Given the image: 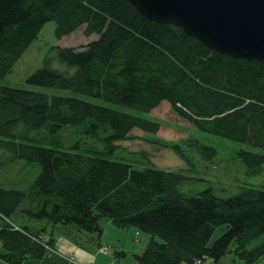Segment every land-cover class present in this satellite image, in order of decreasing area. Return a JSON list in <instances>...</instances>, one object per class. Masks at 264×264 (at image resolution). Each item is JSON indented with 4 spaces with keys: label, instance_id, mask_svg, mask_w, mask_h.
I'll list each match as a JSON object with an SVG mask.
<instances>
[{
    "label": "trees",
    "instance_id": "trees-1",
    "mask_svg": "<svg viewBox=\"0 0 264 264\" xmlns=\"http://www.w3.org/2000/svg\"><path fill=\"white\" fill-rule=\"evenodd\" d=\"M49 21L55 22L58 38L80 28L85 36L97 37L81 47L53 46L27 78L69 95L0 84V150L9 153L8 162L40 166L27 190L0 185V259L21 264L47 252L36 239L38 231L12 222L10 216L18 211L98 236L100 220L106 218L159 237L134 254L139 264H203L208 258L218 264L232 244L243 264L262 258L264 241L248 245L264 233V189L243 186L220 197L208 188L184 196L182 173L134 168L95 149L60 146L67 125L87 136L100 135L109 151L116 142L133 138L136 129L156 133L159 122L131 110L149 113L166 101L195 128L247 145L234 156L247 165L248 174H259L264 165V61L214 51L180 26L144 16L129 0H0V78ZM56 61L64 69L54 67ZM160 143L190 161L178 142ZM197 149L207 159L216 155L212 146ZM220 226L223 232L209 245ZM51 236L49 245L55 243Z\"/></svg>",
    "mask_w": 264,
    "mask_h": 264
},
{
    "label": "rangeland",
    "instance_id": "rangeland-1",
    "mask_svg": "<svg viewBox=\"0 0 264 264\" xmlns=\"http://www.w3.org/2000/svg\"><path fill=\"white\" fill-rule=\"evenodd\" d=\"M55 27L56 24L54 21H49L42 27L37 37L18 59L12 71L0 78L1 85L45 92L50 95L71 94L68 90L33 85L27 81V78L42 65L44 58L53 46L81 47L96 38V35H93V37L92 35L86 37L82 32V28L77 29L69 35L58 38L55 35ZM53 66L64 69L63 65L59 64L57 61L53 63ZM82 98L92 102H104L90 96L82 95ZM131 111L149 120L159 122V131L151 133L136 129L131 132V135L134 136L133 138L116 142L114 149L109 151L100 135L87 136L82 133L80 127L67 125L61 130L60 147L73 151H84L89 148L95 149V154L97 155L106 159L128 163L134 168L156 167L182 173L185 178L179 186V191L184 196L195 195L208 188H210L215 195L220 197L233 195L243 186L264 189V165L259 174L250 175L247 173V165L234 156L237 148L247 147V145L195 128L176 115L166 101L162 102L160 106L149 113L136 110ZM162 141L178 142L182 146L183 151L188 155L190 161L187 162L181 159L172 149L161 145L160 142ZM76 144H78V148H74ZM199 144L214 147L216 149V155L211 159H207L204 154L197 149ZM54 145L55 144L52 143L50 144V146ZM55 146L58 147L59 145L57 144ZM251 148L254 151H263L259 148ZM8 154L7 151L0 150V185L22 190L29 189L40 172L39 164L37 162H26L23 160L8 162ZM10 219L16 225H18L17 223L20 225H33V223L41 221L46 222V220L44 221L43 219L38 221V219L31 218L21 211L13 213ZM100 226L103 231V236L99 244L108 245V247H112L114 251L123 250L126 254L125 256H114L116 261L115 264H139L134 258V254H141L151 237L160 241L159 237L139 231L132 226L118 227L114 225L110 219L102 218L100 220ZM66 227L67 228H64L65 230H61V232L68 235L72 234V238L78 243L77 231L72 229L73 226ZM39 228L40 227L35 228L34 231L39 232V230H46L45 228ZM223 229L224 227L220 226L214 231L208 242L209 245H211L223 232ZM58 233V231H54V234L58 235ZM92 234L95 236L94 240H88L81 236L79 241L85 247L97 249L99 245L97 243L98 233L92 232ZM48 239L49 235L43 236V242L45 244L48 243ZM263 241L264 233L253 240L248 247L251 248ZM53 245H49L50 250L48 249V251L57 255H62L59 252L60 250ZM233 248L234 244L231 245V252L224 255L219 260L218 264H243V261L233 253ZM108 250L110 251L109 248ZM62 256L65 259L67 258L65 255ZM68 259L74 261L72 257L66 260ZM210 263L214 264V261L210 258L206 259L204 262V264ZM253 264H264V256Z\"/></svg>",
    "mask_w": 264,
    "mask_h": 264
},
{
    "label": "water",
    "instance_id": "water-1",
    "mask_svg": "<svg viewBox=\"0 0 264 264\" xmlns=\"http://www.w3.org/2000/svg\"><path fill=\"white\" fill-rule=\"evenodd\" d=\"M144 16L180 26L214 51L264 61V0H129Z\"/></svg>",
    "mask_w": 264,
    "mask_h": 264
},
{
    "label": "crops",
    "instance_id": "crops-1",
    "mask_svg": "<svg viewBox=\"0 0 264 264\" xmlns=\"http://www.w3.org/2000/svg\"><path fill=\"white\" fill-rule=\"evenodd\" d=\"M21 225H27L33 230H35V228L37 227L46 228V230H39V235L40 236L52 235L51 237H53L55 240L53 246L58 248V250H60L59 252L62 255H65V257L67 258L72 257L74 259V261L68 259L69 260L68 262V260H66L67 258L65 259L62 255H57L55 253H51L48 251L41 258H27L21 264H115L116 261L114 259V256L117 257L121 255L119 253H116V250L115 251L112 250V247H108V245L100 244L97 246V249L85 247L79 241V238H81L82 236L88 240H94L95 239L94 234L79 232L73 227L72 229L76 230L78 233V243L74 241V239L72 238V234L68 235L61 232V230H65L64 228L67 227L60 226L59 224L53 226L47 221L46 222L41 221L38 223H33V225L31 224H21ZM55 230L59 232L58 235L54 234ZM51 231L52 233H50ZM102 233L101 236L97 237L98 244L102 239L103 236ZM105 247L110 249L108 253L102 250ZM0 252H3V248L1 245H0ZM125 255L126 254L123 251V254L121 256H125ZM0 264H7V263L0 259Z\"/></svg>",
    "mask_w": 264,
    "mask_h": 264
},
{
    "label": "built area",
    "instance_id": "built-area-1",
    "mask_svg": "<svg viewBox=\"0 0 264 264\" xmlns=\"http://www.w3.org/2000/svg\"><path fill=\"white\" fill-rule=\"evenodd\" d=\"M36 239H38L40 242H42V244H44V246H45L46 249H49L50 250V247L43 242V238L42 237H39V238H36ZM102 250L104 252H109L108 248H103ZM198 264H200V262H198Z\"/></svg>",
    "mask_w": 264,
    "mask_h": 264
},
{
    "label": "bare ground",
    "instance_id": "bare-ground-1",
    "mask_svg": "<svg viewBox=\"0 0 264 264\" xmlns=\"http://www.w3.org/2000/svg\"><path fill=\"white\" fill-rule=\"evenodd\" d=\"M91 35H92V37H93V35H96V34H91ZM91 35H90V36H91ZM86 37H89V36H86ZM96 37H97V35H96Z\"/></svg>",
    "mask_w": 264,
    "mask_h": 264
},
{
    "label": "clouds",
    "instance_id": "clouds-1",
    "mask_svg": "<svg viewBox=\"0 0 264 264\" xmlns=\"http://www.w3.org/2000/svg\"><path fill=\"white\" fill-rule=\"evenodd\" d=\"M106 248V247H105Z\"/></svg>",
    "mask_w": 264,
    "mask_h": 264
}]
</instances>
